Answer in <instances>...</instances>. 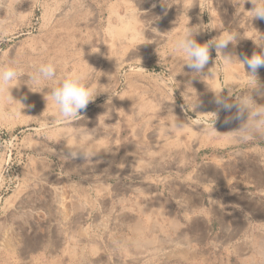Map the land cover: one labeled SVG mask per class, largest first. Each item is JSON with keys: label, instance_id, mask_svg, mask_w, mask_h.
I'll use <instances>...</instances> for the list:
<instances>
[{"label": "rangeland", "instance_id": "rangeland-1", "mask_svg": "<svg viewBox=\"0 0 264 264\" xmlns=\"http://www.w3.org/2000/svg\"><path fill=\"white\" fill-rule=\"evenodd\" d=\"M257 8L0 0L15 73L0 81V264H264V67L244 63L264 56ZM185 40L208 48L202 68ZM71 74L94 98L64 117L52 93Z\"/></svg>", "mask_w": 264, "mask_h": 264}, {"label": "clouds", "instance_id": "clouds-1", "mask_svg": "<svg viewBox=\"0 0 264 264\" xmlns=\"http://www.w3.org/2000/svg\"><path fill=\"white\" fill-rule=\"evenodd\" d=\"M255 18L264 19V8L255 10ZM227 43L228 40L221 41L219 46L225 47ZM178 47L191 59V63L188 65L190 68L200 69L209 60L206 46L198 45L191 40H185L178 42ZM244 63L251 72L255 73L264 67V56L254 55L251 58H245ZM40 71L45 76L54 75V69L50 64L42 67ZM14 75L15 73L12 70L0 71V81L7 82ZM81 79V75L71 74L63 81L62 86L52 93L53 103L59 107V111L64 117H72L78 112L86 111L87 106L94 98L93 92L81 84Z\"/></svg>", "mask_w": 264, "mask_h": 264}, {"label": "bare ground", "instance_id": "bare-ground-1", "mask_svg": "<svg viewBox=\"0 0 264 264\" xmlns=\"http://www.w3.org/2000/svg\"><path fill=\"white\" fill-rule=\"evenodd\" d=\"M8 70V69H7ZM2 87V86H1ZM0 90H1V88H0ZM3 92V91H2ZM2 94V93H1Z\"/></svg>", "mask_w": 264, "mask_h": 264}]
</instances>
